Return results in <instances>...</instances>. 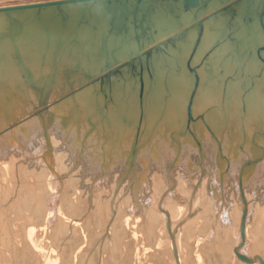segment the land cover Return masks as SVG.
<instances>
[{"label":"bare ground","instance_id":"obj_1","mask_svg":"<svg viewBox=\"0 0 264 264\" xmlns=\"http://www.w3.org/2000/svg\"><path fill=\"white\" fill-rule=\"evenodd\" d=\"M1 52L0 264H264V81L200 68L188 123L179 85L140 116Z\"/></svg>","mask_w":264,"mask_h":264},{"label":"water","instance_id":"obj_2","mask_svg":"<svg viewBox=\"0 0 264 264\" xmlns=\"http://www.w3.org/2000/svg\"><path fill=\"white\" fill-rule=\"evenodd\" d=\"M1 50L26 87L22 55L48 65V78L59 64L64 74H80L87 84L79 90L90 87L104 101L114 87L131 88L140 116L151 93L179 85L190 123L200 68L205 77L208 64L228 69L225 81L236 79L243 96L264 81V0H63L0 9Z\"/></svg>","mask_w":264,"mask_h":264},{"label":"snow or ice","instance_id":"obj_3","mask_svg":"<svg viewBox=\"0 0 264 264\" xmlns=\"http://www.w3.org/2000/svg\"><path fill=\"white\" fill-rule=\"evenodd\" d=\"M17 42H19L18 38H17ZM36 47H37V55L39 56V55H41V53L39 52V41L36 42ZM131 92H132V89L129 88V93H131ZM110 94L112 96V101H113L114 105H119L122 101L125 103L127 102L125 95H124V93L120 87H114L111 90Z\"/></svg>","mask_w":264,"mask_h":264}]
</instances>
